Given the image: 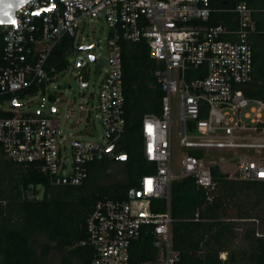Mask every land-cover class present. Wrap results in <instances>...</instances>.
Here are the masks:
<instances>
[{"label": "built area", "instance_id": "built-area-1", "mask_svg": "<svg viewBox=\"0 0 264 264\" xmlns=\"http://www.w3.org/2000/svg\"><path fill=\"white\" fill-rule=\"evenodd\" d=\"M49 4L50 0H29L15 12L14 23L0 25V96L37 87L31 95L35 96L50 84L57 90L54 82L64 71L47 70L54 48L70 38L72 53L79 54V29L88 21L103 20L110 30L108 56L101 60L103 78L96 87L79 70L78 62L84 59L78 56L72 69L77 70L78 95L85 98L80 114L99 119L108 139L89 141L64 132L57 107L47 116L17 113L19 100L15 107L11 100L15 109L7 111L13 116L0 118V149L15 163L35 166L54 188L83 186L92 164L118 156L116 147L126 130L122 43L146 42L163 94L161 114L144 117L141 129L144 157L155 169L141 178L134 193L139 197L95 205L87 219V239L80 246L92 249L90 264H130L132 246L148 227L159 251L156 264H175L170 211L174 181L194 177L200 187L211 190L212 168L218 166L224 173V164L233 161L239 179L264 181V101L244 91L254 74V11L237 5V25L231 28L204 25L212 13L210 0H56L50 12L37 14ZM175 104L180 145L186 150L182 177L172 173ZM154 200L166 201L167 210L154 214Z\"/></svg>", "mask_w": 264, "mask_h": 264}, {"label": "trees", "instance_id": "trees-1", "mask_svg": "<svg viewBox=\"0 0 264 264\" xmlns=\"http://www.w3.org/2000/svg\"><path fill=\"white\" fill-rule=\"evenodd\" d=\"M239 4L253 10L257 22V31L250 37L254 74L244 91L248 97L264 101V0H210L212 13L204 25L235 28L234 10ZM73 45V39H63L50 55L47 70L65 71ZM122 53L126 130L116 150L127 157V181L96 186L109 162L104 158L99 166V161L91 165L90 177L83 186L54 188L35 166L15 163L0 149V264H45L50 245H43L41 256L31 248L38 234L78 256L81 264H90L93 251L80 244L87 239V219L95 205L106 200L129 201L141 178L154 171L155 166L144 157L141 129L144 117L161 114L163 94L154 77L156 63L146 42H124ZM37 91L33 87L0 96V103L20 100ZM12 116V112L0 109V118ZM212 178L211 190L200 187L194 177L172 184V242L178 255L175 264H264V233L259 235L250 227L243 234L245 247L236 246L239 222L258 223L264 229V181L232 178L218 166L212 168ZM151 208L154 214L163 213L167 203L154 200ZM222 254H226L225 260ZM158 261L153 230L145 227L132 246L130 264Z\"/></svg>", "mask_w": 264, "mask_h": 264}, {"label": "rangeland", "instance_id": "rangeland-1", "mask_svg": "<svg viewBox=\"0 0 264 264\" xmlns=\"http://www.w3.org/2000/svg\"><path fill=\"white\" fill-rule=\"evenodd\" d=\"M109 36L110 30L105 21H88L85 27L79 29L75 41L76 49L85 46L88 47V50L79 54L71 53L68 58V68L61 73L59 76L60 80L54 82L58 89L55 90L54 86L50 84L46 92L41 91L38 95H28L21 98L18 102V105L21 106L20 108L15 109L11 106L9 101L0 103L2 105L1 108L5 111L15 109L17 113L37 114L40 112L42 115L47 116L51 108L57 107L58 112L56 116L59 118L60 128L64 132L89 141H99L101 137L107 140L108 137L99 119H96L92 115L90 119L87 120L85 116L80 114V103L85 102V98L83 99L78 95V85L75 82V73L77 70H73L72 67L75 64L77 56L83 58L85 62L83 60L78 62L79 70H81L84 75H88L90 81L95 82L97 87L105 72L104 67L101 65V60L108 56L107 42ZM89 55L94 56L96 61L90 62L88 59ZM68 85L72 87V90L69 89ZM49 95L53 96L52 100H50ZM43 100L45 101V107L42 106ZM172 127V173L177 177H182L181 159L184 157L186 150L180 145L178 106L176 104L173 106ZM119 155L120 154H118V156ZM254 156L258 157L259 155L255 153ZM117 157L114 159L105 158L109 160V162L105 168L103 177L97 181L96 186H109L127 181V160L118 161L116 160ZM103 160L104 158L99 160L97 166H99ZM236 170L237 168L234 161L229 164L225 163L222 167V171L229 174L232 178H238ZM250 227L257 229L259 235L264 233V229L259 227L258 223H251L248 221L239 222V237L236 240L237 248L245 247L246 243L242 238L243 234ZM45 244L50 245L45 264H80L78 256L62 248L60 244L50 242L48 237L43 234L35 236L31 244L32 251L36 256L42 255L43 245Z\"/></svg>", "mask_w": 264, "mask_h": 264}, {"label": "water", "instance_id": "water-1", "mask_svg": "<svg viewBox=\"0 0 264 264\" xmlns=\"http://www.w3.org/2000/svg\"><path fill=\"white\" fill-rule=\"evenodd\" d=\"M29 0H25V2L20 6V7H18V8H13L10 12H9V15L8 16H5V17H3L2 19H3V21L4 22H0V25H2V24H12V23H14V21H15V12L19 9V8H21L25 3H27ZM55 5H56V0H50V4H49V6L48 7H45V8H42V9H40V10H38L37 11V14L38 15H40V14H43V13H48V12H50L54 7H55ZM88 50V47H85V46H83V47H81V48H79L78 50H77V53H82V52H85V51H87ZM89 60L91 61V62H93L94 61V56H89ZM17 105V103H16V100L14 101V107ZM42 106H44V102L42 103ZM127 159V157L125 156V155H122V156H120V157H118L116 160H118V161H125ZM141 194L140 193H137V194H134V193H132L131 195H130V197L131 198H134L135 196H140Z\"/></svg>", "mask_w": 264, "mask_h": 264}, {"label": "clouds", "instance_id": "clouds-1", "mask_svg": "<svg viewBox=\"0 0 264 264\" xmlns=\"http://www.w3.org/2000/svg\"><path fill=\"white\" fill-rule=\"evenodd\" d=\"M25 0H0V22L3 21V17L8 16L9 12L15 7H20Z\"/></svg>", "mask_w": 264, "mask_h": 264}, {"label": "crops", "instance_id": "crops-1", "mask_svg": "<svg viewBox=\"0 0 264 264\" xmlns=\"http://www.w3.org/2000/svg\"><path fill=\"white\" fill-rule=\"evenodd\" d=\"M79 258V257H78ZM79 261H80V264H81V260L79 259Z\"/></svg>", "mask_w": 264, "mask_h": 264}]
</instances>
